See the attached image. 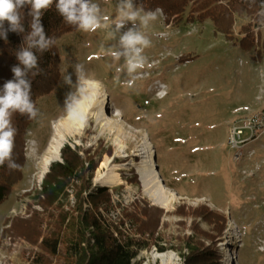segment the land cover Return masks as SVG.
I'll use <instances>...</instances> for the list:
<instances>
[{
  "label": "rangeland",
  "instance_id": "1",
  "mask_svg": "<svg viewBox=\"0 0 264 264\" xmlns=\"http://www.w3.org/2000/svg\"><path fill=\"white\" fill-rule=\"evenodd\" d=\"M92 2L99 5L104 18L101 28L93 33L77 29L61 38L60 79L55 91L40 100L37 108L42 115L32 121L27 132L24 178L0 204V264H35L43 253L39 243L12 237L9 228L18 218L29 219L36 211L45 219L43 235L48 232V215L34 197L41 191L50 166L63 161L61 150L56 154L60 144L61 149L65 145L80 149L82 157L88 151L98 161L90 192L108 188L112 207L91 210L102 220L118 225L122 235L141 240L144 248L137 262L163 264L154 255L167 254L172 255V264H185L182 254L188 250L184 240L190 238L208 246L216 243L221 264H264V138L247 146L241 162L235 161L228 145L232 124L264 109V22L243 15L225 35L217 31L212 20L191 23L187 15L179 23L176 19L169 21L163 12L147 26L137 21V28L151 46L144 50V68L129 76L126 70L117 72V68H123L124 59L115 60L111 51H122L119 35L132 23H126L113 36L120 0ZM246 26L252 33H246ZM248 34L254 36L249 51L242 45ZM77 63L84 66L87 78L100 82L97 90L108 92L113 106L92 105L89 112H84L86 122L69 128L63 125L67 121L62 109L75 88L64 83L63 75L71 74L75 85L73 66ZM159 84L165 86L164 99L155 96ZM88 90L93 94L90 87ZM52 137L53 148H48ZM145 142L156 147L161 178L168 197L175 194L173 201L158 193L149 194L137 173V169L145 172L139 157L143 148L145 152L150 149L142 148ZM124 148L130 156L127 159L121 157L125 156L121 153ZM252 150L255 154L249 160L247 155ZM104 162L119 167L122 185L110 189L99 181V176L107 172ZM66 191L68 197L61 204L65 211H72L77 189L73 185ZM144 201L164 210L156 234L158 243H145L136 223L125 218L135 202ZM183 205L182 216L177 208ZM202 205L227 215L222 234L193 215ZM53 211L59 213L57 208ZM115 235L120 237L119 232ZM159 246L165 250L158 251Z\"/></svg>",
  "mask_w": 264,
  "mask_h": 264
},
{
  "label": "trees",
  "instance_id": "2",
  "mask_svg": "<svg viewBox=\"0 0 264 264\" xmlns=\"http://www.w3.org/2000/svg\"><path fill=\"white\" fill-rule=\"evenodd\" d=\"M135 4L145 11L161 9L169 21L176 19L177 23L185 15L191 23L212 20L217 31L225 35L232 31L237 17L244 15L255 18L257 22H264V0H135ZM28 11V7L22 9L24 33L9 32L6 40L0 39V87L5 81L12 79L11 68L19 64L16 54L24 46V36L31 31V17L28 16ZM41 23L46 37L54 38L56 44L43 52L33 49L38 57L40 72L35 76L29 73L28 78L31 80V95L36 107L40 100L52 94L58 85L62 68L59 51L61 38L77 30L76 26L64 21L56 10L55 0L43 13ZM244 30L246 33H252L247 26ZM253 41V35L243 37V48L248 51L253 49ZM32 121L19 113L13 114L12 124L17 129L13 159L22 167L16 171H9L7 163L0 167V204L9 198L24 178L26 135ZM79 151L80 149L75 150L68 145L61 149L63 161L50 166L41 191H37L34 197V202L48 215V232L43 235L41 226L45 219L33 211L31 218L15 220L9 228V234L15 238H24L33 244L39 243L43 253L35 264H52V259L57 264H141L136 261L140 250L144 248L141 240L122 235L118 225L102 220L91 210H98L103 205L112 207L111 197L108 188L104 187L90 192L98 161L90 157L88 151L85 152V157H82ZM73 185L77 189V203L72 211H65L61 202L67 199L66 190ZM144 202L143 205H140L141 202H135L132 210L126 211L125 218L136 223L137 233L141 238H145V243H158L156 234L164 210L150 207L147 201ZM184 207L186 206H179L177 214L182 215L180 212ZM55 208L59 213L53 211ZM193 215L202 217L219 234L227 227V215L209 206H199ZM116 232H119L120 237L115 235ZM184 242L188 250V253L182 254L185 264L222 263L216 243L208 246L201 241L194 243L190 238ZM157 249L160 252L165 250L161 246Z\"/></svg>",
  "mask_w": 264,
  "mask_h": 264
},
{
  "label": "clouds",
  "instance_id": "3",
  "mask_svg": "<svg viewBox=\"0 0 264 264\" xmlns=\"http://www.w3.org/2000/svg\"><path fill=\"white\" fill-rule=\"evenodd\" d=\"M53 3L54 0H0V39L6 40L9 32L24 33L22 9L28 7V16L31 17L29 23L31 31L24 36V46L16 54L19 64L11 68L12 79L5 81L0 87V167L7 163L9 171H16L22 167L13 159L17 134V129L12 124L13 114L19 113L27 116L29 120H37L42 115L32 99L31 80L28 76L29 73L35 76L40 72L38 57L33 49L43 52L56 44L54 38L46 37L41 23L43 13ZM55 7L67 24L76 26L81 32L93 33L101 28V21L104 18L100 14L99 5L92 0H55ZM116 8L117 16L113 21L112 35L120 33L128 22L133 26L119 35V49L122 51L112 50L111 56L117 61L123 57V68H117V72L126 70L129 76H132L144 68L146 64L144 50L151 46V41L137 28L136 22L147 26L157 20L162 10L145 11L134 4L133 0H120ZM73 67L77 77L75 85L72 83L71 74L63 75L64 83L74 87L75 91L68 94L62 111L64 118L83 124L86 122L84 106L93 102V94L89 92L88 85L95 84L99 87L100 82L87 78L82 64L77 63Z\"/></svg>",
  "mask_w": 264,
  "mask_h": 264
},
{
  "label": "built area",
  "instance_id": "4",
  "mask_svg": "<svg viewBox=\"0 0 264 264\" xmlns=\"http://www.w3.org/2000/svg\"><path fill=\"white\" fill-rule=\"evenodd\" d=\"M159 86L160 88L158 89L157 92H155V96L157 99H164L167 94L164 91L165 86L164 84H160ZM101 92L103 91L98 90V94H100V96L103 97L104 94ZM98 98H99V95H97V99ZM109 98L110 100H109L108 105L106 106L105 104H102L101 107L110 108L113 106V103L111 102V97L109 96ZM53 126L55 127V125ZM138 131L139 130H136L135 133H138ZM263 138H264V109L258 112L251 113L235 121L230 128L229 137H228V145L231 148V150L234 151L235 161L241 162L246 157L244 150L247 148V146L252 145L256 142H259ZM141 151L142 152L139 155L141 159L140 164H142L144 168L147 167L146 174L149 175L148 177H151V178H157V176L161 177V170L159 166V159L157 157L156 147L155 146L150 147V149L147 152H145L144 148ZM252 151L251 152L248 151L249 153L247 155V158L249 160L255 154L254 151L253 152ZM121 153L125 154V156H121L122 158L127 159L130 157L128 154L127 148L122 149ZM149 155H153V161L146 163L147 160L151 158L149 157ZM145 163H146V166H145ZM142 171H144V169ZM137 173L140 178L142 175H144L143 172L139 171L138 169H137ZM101 177L102 175L99 176V181L101 180ZM161 182L162 183L164 182L162 178H161ZM109 188L112 189L111 187ZM123 231H125V229H123ZM116 236L118 237V235Z\"/></svg>",
  "mask_w": 264,
  "mask_h": 264
},
{
  "label": "bare ground",
  "instance_id": "5",
  "mask_svg": "<svg viewBox=\"0 0 264 264\" xmlns=\"http://www.w3.org/2000/svg\"><path fill=\"white\" fill-rule=\"evenodd\" d=\"M88 87H90V90L94 91L93 92V96L95 98L93 97V102L91 104H86L84 106L83 112H85V113L89 112V108L92 105L93 106H95L96 104H98L99 106H101L102 104H105L106 106L108 105L109 100H110L108 92H106V91L101 92V93L104 94V96L102 97V96H100V94H98L97 86L95 84H93V85L89 84ZM159 88H160V86H159ZM97 95H99V98L96 100ZM166 96H167V94H166ZM115 114H117V113H115ZM103 117H106V116H103ZM107 119L109 121H111L109 117ZM66 121L67 122L63 123V125L65 127L71 128V127H74V126H76L78 124V122H73V121H70L68 119H66ZM63 125H62V127H63ZM54 142H55V138L52 137L50 142H49L48 148H53L52 145H53ZM61 147H62V144H60L59 147L56 148V154H59V152L61 150ZM143 147L150 148V146L147 145V142L143 143L142 148ZM149 157H151V158L149 160H147L146 163H149L150 161H153V155H149ZM45 162H46L47 166L50 164L49 163L50 161H49L48 158L45 159ZM110 163L111 162H106V163L104 162L102 164V166H105V168H107V172L102 174V177H101L100 181H102L103 185L108 186V187H112V186H116V185H122L123 184V179H122L121 174L118 172L119 167H116V166L110 167L109 166ZM146 163H145V166H146ZM120 167H123V166H120ZM144 171H145L144 175L141 176V181L145 183L146 191L149 194H150V192H151V194L152 193L153 194L158 193V194L164 195L166 197V199L169 198V197H170L169 199L172 200V201L175 199V194L174 193H169L170 196L168 197V195H167L168 188L161 182V177L160 176H157V178H152V180H150V178L148 177L149 175L146 174L147 167L144 168ZM154 259L155 260L161 259L163 264H172V262H173L172 255L169 256L167 254H158V255L155 254L154 255ZM146 264H149V263H146Z\"/></svg>",
  "mask_w": 264,
  "mask_h": 264
}]
</instances>
